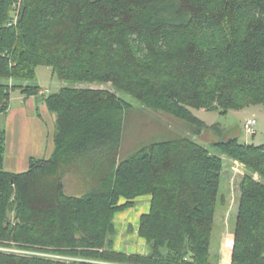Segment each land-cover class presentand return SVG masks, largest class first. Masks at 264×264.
<instances>
[{
	"label": "trees",
	"instance_id": "obj_1",
	"mask_svg": "<svg viewBox=\"0 0 264 264\" xmlns=\"http://www.w3.org/2000/svg\"><path fill=\"white\" fill-rule=\"evenodd\" d=\"M40 65L65 82L46 97L55 149L9 171L0 128V243L75 259L0 251V264H220L210 249L224 158L199 141L218 124L191 107L264 106V0H0V115L13 91L39 92ZM109 81L192 135L121 158L131 104L76 85ZM219 137V151L246 169L231 264H264V143ZM67 176L80 182L76 193L66 192ZM143 196L137 232L149 251L119 250L116 215Z\"/></svg>",
	"mask_w": 264,
	"mask_h": 264
},
{
	"label": "rangeland",
	"instance_id": "obj_2",
	"mask_svg": "<svg viewBox=\"0 0 264 264\" xmlns=\"http://www.w3.org/2000/svg\"><path fill=\"white\" fill-rule=\"evenodd\" d=\"M36 74V82L39 83L41 86L40 88L42 90L44 89L47 95L50 93L49 89L51 92L57 91V87L60 85L61 80L56 74H52L51 67L40 65L37 67ZM64 83L65 82H62V84ZM76 85L83 88L87 87L114 92L131 104V107L127 110L125 115L124 132L120 150L121 158H126L134 154L145 143L154 140L169 139L176 135H192L187 122L184 120L144 105L136 94L117 89L111 81L107 83H77ZM191 110L208 125L218 124L217 128L206 130L199 141L212 153L221 155L224 158V170L220 184V193L210 249L211 261L217 263L222 256L221 245L223 242L224 244L225 242L230 244V253L228 251V254H223L224 259H230L232 255L234 247H231V241H234L235 246V237L233 238V235L235 236L237 223L240 182L246 173V169L244 165L222 154L214 145V141L220 138L219 131H222L226 137L238 136L241 142H251L256 145L263 144L264 106L257 104L247 106L243 109H230L227 114H221L219 111H210L206 108L191 107ZM252 117L257 120L255 126L256 131L254 134H247L244 125L245 122ZM255 177L258 178V175ZM73 179V177L67 176L64 181L66 192L69 194L76 193L79 187L80 182ZM146 197L147 196L139 197L138 203L134 208L119 212L116 215L115 220L118 228L116 248L119 250L128 253H148L149 247L147 242L141 238L137 232L141 214L149 210L150 198ZM222 200L226 202L224 203L225 205L222 203ZM122 202H124V199H122ZM2 245L3 244L0 243V251L6 248L8 251L5 252L14 253L19 256H36L51 259H56L57 256H60L56 253L36 247H23L14 244L11 246ZM61 258L65 260L75 259L69 256H61Z\"/></svg>",
	"mask_w": 264,
	"mask_h": 264
},
{
	"label": "crops",
	"instance_id": "obj_3",
	"mask_svg": "<svg viewBox=\"0 0 264 264\" xmlns=\"http://www.w3.org/2000/svg\"><path fill=\"white\" fill-rule=\"evenodd\" d=\"M52 74H54L53 70ZM62 85L61 81L57 90ZM46 97L47 93L44 89L30 95L22 92L21 89L15 90L11 96L9 110L0 115V128L6 130L4 165L7 170L26 171L31 158H49L52 155L55 149L56 118L49 110ZM223 245L224 242L221 245L222 256L219 258V263L231 264L232 255L230 259L223 257Z\"/></svg>",
	"mask_w": 264,
	"mask_h": 264
},
{
	"label": "built area",
	"instance_id": "obj_4",
	"mask_svg": "<svg viewBox=\"0 0 264 264\" xmlns=\"http://www.w3.org/2000/svg\"><path fill=\"white\" fill-rule=\"evenodd\" d=\"M257 124V120L256 118L252 117V118H249L246 122H245V125H244V129L246 131L247 134H254L255 133V126ZM4 246V245H2ZM231 247L233 248L234 247V241H231ZM3 252L5 251H8L6 248H3L2 249ZM10 251V250H9ZM56 257V256H55ZM57 258H61V256H57Z\"/></svg>",
	"mask_w": 264,
	"mask_h": 264
}]
</instances>
